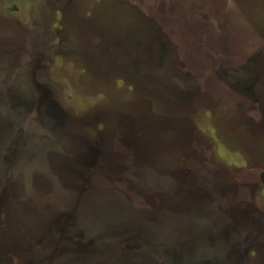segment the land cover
<instances>
[{
	"label": "rangeland",
	"instance_id": "obj_1",
	"mask_svg": "<svg viewBox=\"0 0 264 264\" xmlns=\"http://www.w3.org/2000/svg\"><path fill=\"white\" fill-rule=\"evenodd\" d=\"M197 1L210 7L216 17L213 22L203 11L201 19L192 18L190 12L195 8H189L191 0H0V20L8 21L0 31V36L6 34L0 50L15 59L7 93L11 104L20 106L25 116L23 126L15 127L16 136L8 135L0 151V194L19 149L20 155L31 150L26 157L32 167L40 166V171L24 168L29 173L24 183L14 185L21 200L35 198L40 204L47 199L40 188L51 181L59 192L57 205L71 204L73 194L78 204H84L90 180L121 190L131 204L166 202L173 212L193 209L207 200L209 193L190 187L185 173L175 180L160 178L165 188L173 181L184 184L169 196L162 191L147 195L108 178L96 166V159L90 158L92 153L112 148L130 151L107 124L117 118L119 110L146 99L152 116L187 117L189 129L204 151L200 156L194 149L193 156L203 159V169L218 171L216 185L225 186L218 192L219 210L232 224L224 233L229 236L236 230L245 241L250 240L258 229L241 211L255 206L264 212V105L257 104L260 125L246 122L238 91L222 85L221 80L249 78L264 65V0ZM169 12H175L170 16L184 50L176 54L184 68L172 72V91L165 89L157 73L175 60L164 25L158 21ZM11 30L13 38L8 37ZM256 44L258 49H254ZM206 65L209 68L199 94L186 99L179 90L183 78L187 77L188 87L197 88L199 70ZM257 76L264 78V71L259 70ZM62 117L67 127L58 133L54 125ZM20 133L33 136L28 148L14 146ZM208 137L212 144L207 143ZM254 171H258L256 180L250 175ZM246 172L249 178L244 180L241 174ZM206 203H202L203 217L210 221L208 210L213 207ZM198 222L205 220L197 218L191 226L200 225ZM218 238L216 234L214 240ZM104 243L102 256L91 264H161L136 255V247L125 241L122 245L113 240ZM242 249L232 245L224 264H264V249L251 245L245 254Z\"/></svg>",
	"mask_w": 264,
	"mask_h": 264
},
{
	"label": "trees",
	"instance_id": "obj_2",
	"mask_svg": "<svg viewBox=\"0 0 264 264\" xmlns=\"http://www.w3.org/2000/svg\"><path fill=\"white\" fill-rule=\"evenodd\" d=\"M194 1L197 0H191ZM1 19L0 31L8 23L5 18ZM174 27L176 29L177 24ZM166 28L163 33L169 42L175 39L176 33L169 35L165 33ZM11 32L13 33L8 37H15V32ZM47 32L50 33L49 28ZM5 35L0 36V41H6ZM2 51L0 50V151L6 144L8 135L16 136L15 127H22L25 119L20 106H13L7 93L8 83L14 73L12 65L15 59L7 51ZM157 71L165 89L172 91L171 69L161 66ZM207 71L208 69H204L200 76L203 77ZM200 76L196 81L197 88L191 89L188 85L183 87L188 98L199 94L202 85ZM183 90L181 91L184 92ZM245 101L247 107L243 110L244 120L258 125V102L251 99ZM150 106V101L139 99L132 103L131 108L119 110L117 118L107 124V128L110 127L112 133L120 136L122 145L130 151L112 148L110 151L92 153L90 158L96 159L95 165L108 178L123 182L138 193L149 195L151 192L162 191L169 196L184 184L173 181L171 187L165 188L159 181L160 178L170 177L175 180L182 172L189 176L190 187L205 190L209 193V198L199 202L193 209L173 212L168 209L166 202L147 206L131 204L121 190L104 188L90 180L85 186L87 202L84 204H78L73 194L72 200H75H71V204L57 205L59 192L54 191L51 181L49 185L47 183L40 188V193L47 198L42 199L40 204L35 198L21 200L14 185L24 183L23 178L29 174L23 171L24 168L40 171V166L32 167L31 161L26 157L31 150H26V155H20L18 149L0 194V264H91L102 256L106 240H113L119 245L124 244V241L130 243L136 247V255L155 259L161 264H224L225 254L232 245L244 248L243 254L251 245L264 249V212L255 206L241 211L243 218L253 219L261 226L252 239L245 241L236 230L227 236L223 230L229 228L232 221L222 215L219 210L221 199L218 198V192L225 186L216 185L218 171L203 169V159L193 156L194 149L199 150L200 156L204 151L200 148L201 142H197L196 136L190 131L187 117L178 120L167 115L152 116L149 114ZM66 127L67 120L62 117L55 123L54 130L61 133ZM30 138L33 139V136L17 134L14 146L28 148ZM208 139L207 143L212 144L213 140ZM17 158H24L25 162L22 163ZM241 175L244 180L249 178L247 172ZM250 175L256 180L258 171L250 172ZM32 176L34 175H30ZM27 181L28 179L25 180L26 183ZM212 189L214 190L211 192ZM205 201L213 207L208 210L212 218L210 221L203 217L205 211L202 210L205 207L202 203L205 204ZM197 218H202L205 223L198 222L200 225L191 226ZM90 219H94L97 224L92 225ZM216 234H219V238L222 235V238L214 240Z\"/></svg>",
	"mask_w": 264,
	"mask_h": 264
},
{
	"label": "flooded vegetation",
	"instance_id": "obj_3",
	"mask_svg": "<svg viewBox=\"0 0 264 264\" xmlns=\"http://www.w3.org/2000/svg\"><path fill=\"white\" fill-rule=\"evenodd\" d=\"M191 5L195 8V9H193V13L190 12V15H191L192 18L201 19L202 17L199 14L201 11L206 12L209 15V17H210V20H212V22L216 18L215 15H213V12L211 11L210 7L207 6V4L205 5L202 2L194 1V2H190L189 3V8L191 7ZM173 14L175 15V12H169L168 14H166V16L168 15L167 17H161V19H158V21L161 20V21H159V22H161V25H164V28L167 27L165 33H169V35H171L170 33H174V32L176 33L175 39L169 41L170 48L173 51V55H174L172 57V59H175V60H173L171 62L173 65H170L171 64L170 63L168 65V67H169V69H171L172 72H174V73L176 72L177 73V69L178 68L183 69L184 67H180L181 66V64H180L181 61H179L180 60V56H178L176 54L177 53H179V54L183 53L184 50L182 49V47H183L182 38L178 35L179 29L178 28L175 29V27H174V25H176V22L174 20H171V19H173V17H171L170 15L173 16ZM149 16H151V15H149ZM194 19H192L193 20L192 22H196V20H194ZM158 21H157V23H158ZM158 24L161 27L160 23H158ZM177 36H179V37L177 38ZM171 38H172V36H171ZM255 46L256 47L254 49H258L259 44H256ZM254 49L252 48V51ZM177 56H178V58H177ZM137 64H138V66H140V64L138 62H137ZM184 66H186V65H184ZM208 68H209L208 65L202 66L200 68L201 70H199V71L203 72V69H208ZM259 70L264 71V65H262V66L260 65ZM258 71H257L256 74H253L249 78L236 77V78L230 80V77H228L227 79L224 78L223 80H221V83L226 84L228 86V88H230V89H234L235 88V90L238 91L237 92L239 94L238 98L242 99V101L244 102L243 103L244 109L247 107V103H246L245 99L256 100V102H258L259 104L262 103V105H264V78H262L260 76H257ZM199 75H201V73ZM205 75L203 77H201V76L200 77L204 78ZM186 78L187 77L183 78V80H182L183 81L182 82L183 86L182 87L179 86V90L181 92V90L184 89L183 90L184 91L183 92V96L186 99H188V95H187V92L185 90V88L188 85L187 82H186ZM183 87H185V88H183ZM258 125H260V122H258ZM251 222L252 223H250V224L253 225L259 231L261 226L258 224V222L257 221H251ZM251 239H252V237H251Z\"/></svg>",
	"mask_w": 264,
	"mask_h": 264
}]
</instances>
